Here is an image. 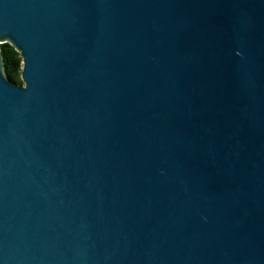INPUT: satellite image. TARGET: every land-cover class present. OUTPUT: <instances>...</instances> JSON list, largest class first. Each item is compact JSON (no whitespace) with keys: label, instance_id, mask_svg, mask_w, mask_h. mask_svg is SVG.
I'll list each match as a JSON object with an SVG mask.
<instances>
[{"label":"water","instance_id":"95a60500","mask_svg":"<svg viewBox=\"0 0 264 264\" xmlns=\"http://www.w3.org/2000/svg\"><path fill=\"white\" fill-rule=\"evenodd\" d=\"M0 264H264V0H0Z\"/></svg>","mask_w":264,"mask_h":264}]
</instances>
